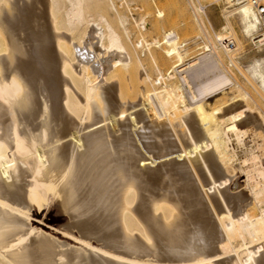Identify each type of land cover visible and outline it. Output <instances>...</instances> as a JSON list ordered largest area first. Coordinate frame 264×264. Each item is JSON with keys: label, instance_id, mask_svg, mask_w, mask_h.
Wrapping results in <instances>:
<instances>
[{"label": "bare ground", "instance_id": "obj_1", "mask_svg": "<svg viewBox=\"0 0 264 264\" xmlns=\"http://www.w3.org/2000/svg\"><path fill=\"white\" fill-rule=\"evenodd\" d=\"M5 1L0 264H264L263 133L243 159L235 151L264 110L249 114L253 100L223 68L196 91L204 70L189 69L221 58L205 35L209 54L188 59L176 1ZM223 2L251 38L253 9ZM232 40L218 41L230 51ZM250 73L264 92V56ZM226 88L239 92L220 97ZM235 170L246 189L230 194ZM48 206L63 221L53 235L30 224Z\"/></svg>", "mask_w": 264, "mask_h": 264}, {"label": "rangeland", "instance_id": "obj_2", "mask_svg": "<svg viewBox=\"0 0 264 264\" xmlns=\"http://www.w3.org/2000/svg\"><path fill=\"white\" fill-rule=\"evenodd\" d=\"M8 1L9 0L5 1L8 3V5H9V3L10 4L12 3V0H10L11 2L10 1L8 2ZM118 1L119 0H116V2H115V0H114V2L116 4H118L120 2V1L119 2ZM155 1H158V0H155ZM175 1H176L175 6H176V9L178 11V15H180L179 20H183V21H185V23H187L188 25L191 26V29L188 30V32L186 34L179 33V39H181L182 42H184V40L186 41V39L189 38L187 40L188 42L186 44H189L188 45L189 47L191 46L189 53L192 55L188 59L198 58L200 56L202 58L204 56L203 54H205V55L209 54L205 50H202V48L204 46L203 41L205 40V42H206V40H207L206 38L203 37L205 35L207 36V38H209L208 40L211 43V44L209 43V45L212 46V48H213V46H214V48H216L215 52L221 58L220 64L212 63L211 61L207 60L206 63L204 62L202 64L203 67L202 66L200 67V64L195 65L194 67L189 69L190 74L192 76L198 77L199 72L201 74V72L204 70L202 72L203 74H201V76L203 75L204 78H205V76L210 78L211 77L210 73H216V70L217 71L218 70L223 71V69H224L225 72H227L228 74L230 73V76L232 75L231 78L236 83H238L239 86L241 88H243L250 95L251 99L253 100V103H250L253 106V107L251 106V108H252L251 110L253 112L251 111L252 113H249V114L255 115L257 117V115L260 114L259 112H261L260 110H262V109L264 110V92L261 90V88H259V86L257 84L258 82L256 83V80L254 79V81H253L252 77H250L251 76L250 70L253 67V65L255 64V62L261 56H264V48L262 49V47H259L262 50L260 49L261 51L260 50L257 51V49H255V47H253L250 44L251 38H249V37L245 38L244 37L243 25H241L243 20H242L241 14H239L240 12H238V8H237L238 5L236 3H231V6H230L229 4H225L223 2V0L222 1L218 0L217 3L216 2L215 3L214 2L207 3L203 0H175ZM262 1H264V0H262ZM119 4H121V2ZM8 5L6 4V6H8ZM236 5H237V7H236ZM1 7H2V9L6 8L5 10H7V8H8V7H5L4 4H2ZM157 7H161V6L157 5ZM193 8H195V10H197V14L198 15L200 14V16L202 18L201 28L196 25V17L194 16ZM126 9H127L126 6L123 4L122 10H126ZM198 11H199V13H198ZM126 12H127V15L129 17L136 19L137 15L135 12H133V11L131 12L129 9H127ZM130 14L132 16H130ZM240 16H241V19H240ZM144 26H145V28H148V26H146V25H144ZM133 32L138 35V28L134 27ZM197 34H198V37H197ZM199 36L201 37L200 39H199ZM226 36L231 37L233 39L232 43H234L233 44L234 46H233V49L232 48L230 49V51H224L222 49V47L220 46V43L218 41L224 37L227 38ZM158 38H160V37H158ZM202 38L204 39L203 41L201 40ZM195 48H197V49H195ZM212 48H209V49L212 50ZM211 52H213V51H211ZM196 62H198V60L194 61V63H196ZM73 65L75 66V64H73ZM200 68H203V69H201V71H200ZM212 68L215 70V72ZM206 69H208V70H206ZM205 70H206V72H205ZM198 79L199 80L195 81L194 83H195L196 91L200 92L203 89V87H202L203 83H204V81H206L207 78H205V79L198 78ZM234 90L236 91L237 89H234ZM234 90H229V92H230L229 93L228 89L226 88L225 89L226 94L220 95V97L226 96L225 98H227V97L229 98V96L232 97V96L237 95L239 91L236 94V92H234ZM232 91L235 94L231 93ZM241 93H243V90L241 91ZM261 107H263V108H261ZM256 108H258V109L256 110ZM259 108H261V109H259ZM258 118H259V116H258ZM251 127L252 128H250V129H253L254 131L252 130V133L249 131L248 135L243 137V142L246 144V145L244 144L246 147L245 146L244 147L242 146L240 148L236 147V146H235L236 148L234 147L235 151L237 153V156L240 157V159L244 158V155L246 154L244 152H246V149L248 150V147L254 149V148H256V145L260 144V142H261V140H260L261 138L259 136L256 137L255 135H253V132L260 133V131H261L263 133V135L261 133L260 134L262 136H264V126L263 125L260 126V125L255 124ZM252 137H254V138H252ZM256 152H257V154L261 153L259 151V149ZM178 163H180V162H178ZM245 187H246V182H245L244 175L241 174L239 171L235 170L232 182L228 186L229 193L230 194H237V191L243 192L246 189ZM160 199H161L160 197L156 198L155 203L157 202V200L164 203L165 199H163V201ZM167 201H168V203H167L168 205L170 203L174 207L173 201L166 199L165 202H167ZM158 203L160 204V202H158ZM172 205H169V206H172ZM132 210H134V209H132ZM133 213L136 214L134 211H133ZM255 214H256V212H255ZM29 215H30V224L34 228L42 229V230L47 231V232L50 231L49 229H47V227L48 228L52 227V228L57 229V228H60L61 224L63 223L62 220H58V218L56 217V214L51 209H49V206L43 207L42 210H40V211L32 209L31 212L29 213ZM50 233L52 235L55 234L53 231H50ZM135 237H137V239H139V237L137 235H135ZM148 244L150 245V243H147L146 246L150 247ZM150 255H152V254L150 253V254L146 255V256L142 257V259H144V260H145V258H147L149 260L161 259V257L157 258V256H155V255H152V256H150ZM171 259H173V258H167V260H171Z\"/></svg>", "mask_w": 264, "mask_h": 264}, {"label": "built area", "instance_id": "obj_3", "mask_svg": "<svg viewBox=\"0 0 264 264\" xmlns=\"http://www.w3.org/2000/svg\"><path fill=\"white\" fill-rule=\"evenodd\" d=\"M239 3H246L253 9L259 21L257 23V30L250 39V44L255 47L264 48V3L261 0H235ZM256 48V47H255Z\"/></svg>", "mask_w": 264, "mask_h": 264}]
</instances>
